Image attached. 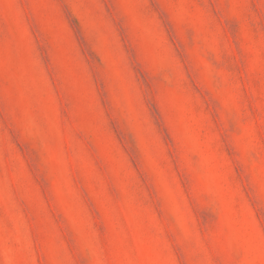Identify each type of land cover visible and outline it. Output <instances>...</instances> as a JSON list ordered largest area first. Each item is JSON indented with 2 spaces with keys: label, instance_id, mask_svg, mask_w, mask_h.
Masks as SVG:
<instances>
[{
  "label": "rangeland",
  "instance_id": "obj_1",
  "mask_svg": "<svg viewBox=\"0 0 264 264\" xmlns=\"http://www.w3.org/2000/svg\"><path fill=\"white\" fill-rule=\"evenodd\" d=\"M0 264H264V0H0Z\"/></svg>",
  "mask_w": 264,
  "mask_h": 264
}]
</instances>
